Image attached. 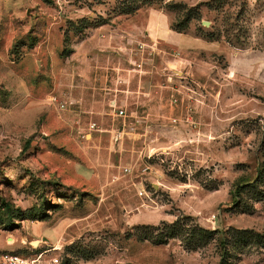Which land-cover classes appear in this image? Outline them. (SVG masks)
<instances>
[{
    "label": "rangeland",
    "instance_id": "1",
    "mask_svg": "<svg viewBox=\"0 0 264 264\" xmlns=\"http://www.w3.org/2000/svg\"><path fill=\"white\" fill-rule=\"evenodd\" d=\"M261 192L264 0H0V264H264Z\"/></svg>",
    "mask_w": 264,
    "mask_h": 264
},
{
    "label": "crops",
    "instance_id": "2",
    "mask_svg": "<svg viewBox=\"0 0 264 264\" xmlns=\"http://www.w3.org/2000/svg\"><path fill=\"white\" fill-rule=\"evenodd\" d=\"M140 11L141 10H139V12ZM145 12H146V16L149 15V17H145L143 33L145 34L146 40L149 41L150 43L159 44V43L167 42V44H174L173 47L174 48L178 47L179 50H196V49L199 50L200 48H202L203 45H205L204 40L199 37L186 36L184 34H178L177 36V33L171 29V26L167 21V18L163 16V13L161 11L156 12L155 10L154 11L146 10ZM107 32L108 31L106 24L92 28L89 36L84 40L82 45L85 46L87 41H89L91 45L95 43L101 46L100 47L101 50H106V46L111 42L108 39L109 34H107ZM100 34H103V36L99 37ZM87 51H89V54H92L93 52H95V48L91 46L90 48H88ZM104 52L105 51H103L102 53ZM97 53L98 56H100L99 54L100 52ZM116 107L122 108V106H116ZM97 109L98 106H89V111H95ZM112 110L113 109H111V111Z\"/></svg>",
    "mask_w": 264,
    "mask_h": 264
},
{
    "label": "built area",
    "instance_id": "3",
    "mask_svg": "<svg viewBox=\"0 0 264 264\" xmlns=\"http://www.w3.org/2000/svg\"><path fill=\"white\" fill-rule=\"evenodd\" d=\"M111 108L113 111L115 110L116 114L119 116L124 115V110L122 108L116 107V104H114V101L112 103ZM118 137L116 136L115 139ZM124 171H127L125 168ZM1 264H26V260L18 255L14 254H5L1 257Z\"/></svg>",
    "mask_w": 264,
    "mask_h": 264
},
{
    "label": "trees",
    "instance_id": "4",
    "mask_svg": "<svg viewBox=\"0 0 264 264\" xmlns=\"http://www.w3.org/2000/svg\"><path fill=\"white\" fill-rule=\"evenodd\" d=\"M183 26H186V24H184ZM260 197H264V192H261L260 193ZM236 201H237V198H236ZM172 231L173 230H170L169 233H172ZM203 233H205V235H210L211 234V232L210 231H207V230L203 231Z\"/></svg>",
    "mask_w": 264,
    "mask_h": 264
},
{
    "label": "water",
    "instance_id": "5",
    "mask_svg": "<svg viewBox=\"0 0 264 264\" xmlns=\"http://www.w3.org/2000/svg\"><path fill=\"white\" fill-rule=\"evenodd\" d=\"M205 23H207V22H205ZM34 242H35V243H33V244H37V243H38V241H36V240H35Z\"/></svg>",
    "mask_w": 264,
    "mask_h": 264
}]
</instances>
